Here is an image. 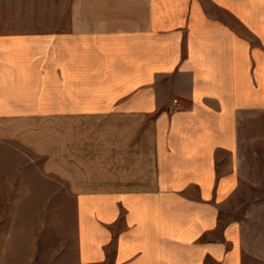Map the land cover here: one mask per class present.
Here are the masks:
<instances>
[{"label":"crops","instance_id":"obj_1","mask_svg":"<svg viewBox=\"0 0 264 264\" xmlns=\"http://www.w3.org/2000/svg\"><path fill=\"white\" fill-rule=\"evenodd\" d=\"M66 116L77 264H264V0H0V121Z\"/></svg>","mask_w":264,"mask_h":264},{"label":"rangeland","instance_id":"obj_2","mask_svg":"<svg viewBox=\"0 0 264 264\" xmlns=\"http://www.w3.org/2000/svg\"><path fill=\"white\" fill-rule=\"evenodd\" d=\"M67 122L0 121V264H77Z\"/></svg>","mask_w":264,"mask_h":264},{"label":"built area","instance_id":"obj_3","mask_svg":"<svg viewBox=\"0 0 264 264\" xmlns=\"http://www.w3.org/2000/svg\"><path fill=\"white\" fill-rule=\"evenodd\" d=\"M175 102L177 103V101L175 100Z\"/></svg>","mask_w":264,"mask_h":264}]
</instances>
